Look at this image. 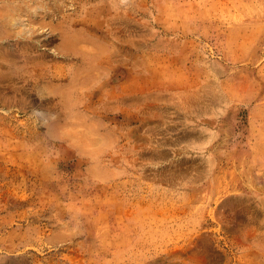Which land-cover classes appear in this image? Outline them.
<instances>
[{
	"label": "rangeland",
	"instance_id": "374dc122",
	"mask_svg": "<svg viewBox=\"0 0 264 264\" xmlns=\"http://www.w3.org/2000/svg\"><path fill=\"white\" fill-rule=\"evenodd\" d=\"M0 264H264V0H0Z\"/></svg>",
	"mask_w": 264,
	"mask_h": 264
},
{
	"label": "bare ground",
	"instance_id": "6f19581e",
	"mask_svg": "<svg viewBox=\"0 0 264 264\" xmlns=\"http://www.w3.org/2000/svg\"><path fill=\"white\" fill-rule=\"evenodd\" d=\"M35 9V8H34ZM42 12V11H41ZM25 36V35H24Z\"/></svg>",
	"mask_w": 264,
	"mask_h": 264
}]
</instances>
